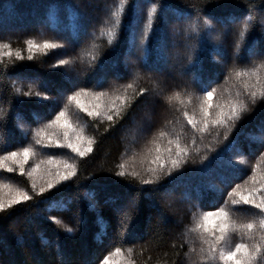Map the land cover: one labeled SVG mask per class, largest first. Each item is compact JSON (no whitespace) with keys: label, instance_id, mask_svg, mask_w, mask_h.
I'll return each mask as SVG.
<instances>
[{"label":"trees","instance_id":"1","mask_svg":"<svg viewBox=\"0 0 264 264\" xmlns=\"http://www.w3.org/2000/svg\"><path fill=\"white\" fill-rule=\"evenodd\" d=\"M120 10L121 0H0V44L13 52L0 56V156L23 147L36 151L24 173L11 161L0 168V199L18 191L31 197L0 211V264H100L109 254L110 264H222L219 250L237 243L261 244L254 264H264L260 210L232 203L239 199L234 189L247 194L264 180V0H124L110 44L112 13ZM29 39L58 47L29 53ZM60 60L68 63L57 66ZM236 70H256L259 80L237 79ZM246 87L257 92L256 103L249 101L239 120L198 131L205 91L215 89L214 114L217 103L248 100ZM79 88L89 93L81 102L90 110L99 102L101 115L68 105ZM92 93L104 95L97 100ZM176 94L179 99H168ZM61 109L82 131L83 147L92 141L83 157L35 144L37 130L51 132L48 121ZM177 138L187 149L185 163L153 179L148 169L158 167L153 161L166 158L167 149L174 154L169 141ZM49 156L53 164L41 165L33 189L27 171ZM63 162L74 164L76 174L41 194L43 170ZM219 210L230 224L255 227L229 229L211 258L219 217H209L208 230L200 225Z\"/></svg>","mask_w":264,"mask_h":264},{"label":"snow or ice","instance_id":"2","mask_svg":"<svg viewBox=\"0 0 264 264\" xmlns=\"http://www.w3.org/2000/svg\"><path fill=\"white\" fill-rule=\"evenodd\" d=\"M123 2L124 0H121V10L115 11L112 13V16L115 17V25L113 28L109 31V43L111 44L114 40L117 39V27L121 24L120 15L121 11L123 9ZM149 21H151L152 13H148ZM208 21H205V24H207ZM144 35L147 37L148 32L147 28L144 30ZM241 37H243L244 33H240ZM218 37H214V39H217ZM143 43V41H142ZM27 50L29 53L33 52L34 48H39L41 50L46 49H55L58 47L57 44L51 43L47 40H45L42 44H35L33 40L29 39L26 41ZM164 44L163 41L161 43V50L163 52ZM4 49H8V51H4ZM13 52L10 48V45L7 44H0V56H8L12 57ZM15 57L17 60H22L24 57L22 56V53L20 50L15 51ZM28 59H32V56L29 55ZM68 61L66 60H60L58 61V65H65ZM234 76L239 79L241 77H249L256 76L257 80H259V76L256 72V70L252 71H243V70H236L234 72ZM246 90L248 91V100H237L235 102H229L226 106L223 103H217L214 107L216 109V112L213 114L210 109L213 108V105L211 104L210 100L213 97L215 89L212 91H205L203 95V101L200 106L201 111V119L199 121L200 124L203 125L202 128H198V131L203 132L210 124L211 125H231L236 120H239L241 117V114L248 110V103L249 101L252 104L256 103L257 98V92L248 90L246 87ZM16 93H20V89L17 88ZM24 96H31L32 92H25L23 93ZM37 97H40L41 94L37 92L35 94ZM89 95L88 91L85 88H79L76 91H73L71 95L67 96V102L68 105L74 104L75 107L79 110H82L84 112H87L89 116H98L101 115V105L99 102H97L93 109L90 110L88 107H86L82 102L80 97ZM97 100L101 96H103V93H92ZM261 98H264V91L260 92ZM44 99H47V97H43ZM169 100L172 99H179V94H176L174 97L170 96L168 97ZM67 107V105H66ZM225 107L227 110H225ZM113 110L116 111L117 115H119V109L115 107V105H112ZM184 116L187 117L188 124L192 125L193 128H197V121L193 119L192 117L188 116V113L185 112ZM108 120H113V116L108 115ZM48 128H51V132H47L44 129H38L36 132L37 139L35 140V144L41 146L42 148H49L54 146L59 147H65L70 149L73 153L78 154L80 157L85 156L86 152H91L92 149L90 147L92 141L87 140L86 143L89 145V147L85 148L83 147L82 142L85 141V138L82 135V131L80 129L75 128L68 116V113L65 109H61L59 112L56 113L55 118L48 121L47 126ZM73 135L75 136V139H73ZM165 133H161V136H164ZM225 136H227V133H225ZM62 137V138H61ZM175 143V149L173 154V149L169 148L167 149L169 155L164 158L161 156H157L153 163H156L158 165L157 168H149L148 171L151 174V177L153 179H160L161 175H169L173 172L174 169H180L182 165L185 163V158L187 156V149L185 147L181 146V142L179 138H177L175 141H169V144ZM159 151V149H157ZM36 155V151L33 147H23L20 151H11L6 152L3 156H0V168L5 167L6 161H11L13 165L18 166L21 173L25 172L24 165L28 162L30 157H34ZM170 161V166H168V162ZM53 164V158L51 156L48 157L47 161H39L35 162L31 169L27 171V175L29 178L32 179V187L33 189L36 188V182L34 179V174H39L41 171V165L42 164ZM125 165L121 163L119 165V168L123 169ZM62 169V170H61ZM13 168L9 167L8 171H12ZM76 174V167L74 164L63 162L61 165L60 163L55 164V168L47 167L43 170V175L47 177L45 180V186H41L39 188V192L41 194L45 193L46 190H50L54 187V184L59 183L61 181L68 180L70 177L74 176ZM118 176H125L126 173L124 171H120L117 173ZM132 177H138L139 174L136 171H132L130 173ZM152 180H143L142 183H151ZM0 187H3V185H0ZM261 189H264V180L261 181L260 189L252 188L248 190L247 194L238 192L235 189L233 190V193L239 197V199H234L232 201L233 204H245V205H253L256 209L260 210L259 215L262 217L259 220V229L261 232H264V195H257L258 192L261 191ZM232 193H230L231 195ZM31 199V197L28 195L27 192L18 191L17 194L10 199L9 201L5 202L3 199H0V211H4L8 208H11L13 205L28 201ZM218 216L219 220L216 224L215 229H213V234L218 229L219 235H215V239L211 240L209 242V249L208 254L211 258H215L216 256V250L218 245L222 241H226V233L229 231V229L236 230L237 227L240 231H249L252 230L255 225L253 222H248L246 224H241L239 226L235 224H230L228 220V213L224 212L223 210H219L215 213L209 212L206 213L203 217L204 223L200 226L207 229V224L209 217L211 216ZM261 240L264 241V236H261ZM116 254L121 253L120 248H116L115 250ZM261 252V244H255L253 246H249L245 243H237L235 244V247L230 250H219V260L222 261V264H254L255 258L257 255ZM111 255V254H109ZM109 255L104 256V258L100 261V264H110Z\"/></svg>","mask_w":264,"mask_h":264},{"label":"rangeland","instance_id":"3","mask_svg":"<svg viewBox=\"0 0 264 264\" xmlns=\"http://www.w3.org/2000/svg\"><path fill=\"white\" fill-rule=\"evenodd\" d=\"M156 64H158V62L156 61ZM160 65V64H159ZM161 66V65H160ZM163 193H166V192H163Z\"/></svg>","mask_w":264,"mask_h":264}]
</instances>
